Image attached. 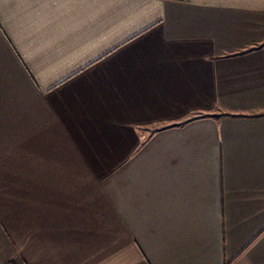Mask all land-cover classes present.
Segmentation results:
<instances>
[{
    "label": "crops",
    "instance_id": "0c3cea01",
    "mask_svg": "<svg viewBox=\"0 0 264 264\" xmlns=\"http://www.w3.org/2000/svg\"><path fill=\"white\" fill-rule=\"evenodd\" d=\"M0 264H264V0H0Z\"/></svg>",
    "mask_w": 264,
    "mask_h": 264
}]
</instances>
